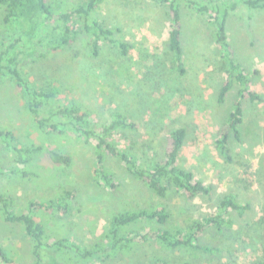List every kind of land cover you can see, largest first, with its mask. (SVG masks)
<instances>
[{
    "label": "rangeland",
    "instance_id": "374dc122",
    "mask_svg": "<svg viewBox=\"0 0 264 264\" xmlns=\"http://www.w3.org/2000/svg\"><path fill=\"white\" fill-rule=\"evenodd\" d=\"M55 1H65L69 9L81 2ZM94 16L112 29H121L116 35L133 46L128 57L122 56L117 47L102 42L101 53L95 57L85 40L87 35L81 34L73 46L78 55L62 52L36 61L29 57L31 61L24 67V73L37 85L54 82L61 89L57 104L78 100L93 109L97 122L110 121L115 110L139 120L138 130H117L111 140L124 149L133 147L144 153L143 159L161 158L169 130L174 126L185 127L187 135L179 163L210 185L211 194L187 198L172 192L168 197H158L110 154L105 165L115 173L118 187L104 186L95 170L97 140L87 142L70 129L61 135L36 127L8 77L0 78V131L11 130L22 142L33 139L43 149L33 153L28 165L18 164L13 151L0 139V165L6 172L0 176V191L14 197V211L18 213L27 212L32 201L57 200L64 191H74L68 213L38 211L36 218L44 222L47 236L68 237L90 247L105 242L104 233L111 216L121 210L161 204L174 211L176 223L184 225L189 216L201 218L216 211L223 194L235 193L240 201L251 203L252 208L243 215L231 210L227 217L232 216L235 223L232 228L225 227L223 234L218 233L216 226L207 228L202 242L219 246L215 251L172 252L151 239L131 251L104 256L95 262L151 264L157 257L165 256L176 263L189 259L193 264H264V239L253 226L264 215V100L245 102L242 140L231 139L234 161L226 162L215 142L233 110L238 84H234L225 102H218L227 72L213 38L209 15L202 16L182 6L183 58L187 68L183 76L176 73L170 59L167 6L153 0H106ZM227 26L239 62L249 70H260V75L253 78V88L264 96V9L252 13L240 6L228 19ZM13 35L14 31L4 25L0 6V43H9ZM59 146L63 148L59 151L72 155L71 165L53 161L50 151H57ZM11 168H25L37 174L26 177L22 171L9 173ZM141 226L148 232L155 225ZM33 244L23 225L6 221L0 210V246L11 258L0 264H34L37 257ZM59 253L58 259L63 262L67 259V264H74L77 259L73 253L65 254L66 250Z\"/></svg>",
    "mask_w": 264,
    "mask_h": 264
},
{
    "label": "trees",
    "instance_id": "16d2710c",
    "mask_svg": "<svg viewBox=\"0 0 264 264\" xmlns=\"http://www.w3.org/2000/svg\"><path fill=\"white\" fill-rule=\"evenodd\" d=\"M106 0H81L72 9L67 7L65 1L55 0H0L3 10L4 25L14 31L13 40L0 43V78L8 77L12 80L18 97L24 102V108L31 116L34 124L39 129L64 134L72 130L87 142L95 138V170L98 181L103 185L116 189L118 183L115 173L105 165L108 154L118 158L127 170L137 179L144 182L152 192L161 198L168 197L175 192L187 198H195L211 194L212 187L203 180L197 179L192 170L179 163L180 152L186 141L187 130L183 126L172 127L165 139L163 156L156 159H143L144 153L130 148H122L111 140L117 130H138L140 121L122 110H115L112 119L97 122L94 119L93 109L84 106L80 101L73 100L64 105L57 104L61 89L50 82L37 85L31 82L24 67L32 57V61L48 57L49 55L78 52L73 49L81 34H86L88 45L93 56L101 53V44L106 43L117 47L122 56L128 57L133 47L121 35V29H112L99 21L95 11ZM162 3L168 8L170 19L168 48L173 68L178 75L187 72L184 61L183 45V20L182 6L185 5L199 15H209L213 28V38L222 57L224 70L227 72L223 80L218 102L223 103L234 84H238V97L234 102L233 110L218 131L216 148L226 162L234 161V151L231 139L242 140L241 126L245 120V102H262L264 96L253 88V78L260 75L259 69H248L243 66L237 56L235 47L229 40L227 21L240 6L248 12L264 9V0H153ZM250 16H253L250 14ZM82 21V25H78ZM117 33V35H116ZM102 42V43H101ZM68 61L70 60L69 56ZM0 139L6 144L9 151L14 153V161L18 164L28 165L33 158V153L41 151V144L33 139L22 142L11 130L0 131ZM21 144V146H19ZM57 151H50L53 161L58 165H71L72 155ZM68 152V151H66ZM142 154V155H141ZM145 157L147 154L145 153ZM27 177L37 174L25 168H11ZM4 167L0 165V176ZM75 192L64 191L57 200H36L29 204L28 211L18 213L14 211V197L5 191H0V210L6 221L21 223L26 236L33 241V252L36 255L34 264H67L59 260V251L63 254H74V264H96V259L113 257L119 252L133 250L140 243L151 239L157 240L164 248L175 250H190L196 252L215 251L219 246H209L202 242V234L210 226H216L218 233L223 234L225 227H233L235 219L227 217L231 210L243 215L252 208L251 203L242 202L235 193H225L218 199L217 210L201 218L189 216L184 225L175 222L176 214L164 205L124 209L111 216L109 227L104 237L105 242L96 243L94 246H85L74 239L47 236L44 222L36 218L38 211H58L68 213L71 210V200ZM36 213V214H35ZM155 225L146 232L141 224ZM254 228L264 239V215L255 223ZM141 227V228H140ZM53 243H49L50 240ZM54 248V250H52ZM43 256V258L41 257ZM68 256V255H67ZM1 262H9L11 258L0 246ZM67 258V257H66ZM72 263V262H71ZM151 264H193L189 259L176 263L170 258L157 257Z\"/></svg>",
    "mask_w": 264,
    "mask_h": 264
}]
</instances>
